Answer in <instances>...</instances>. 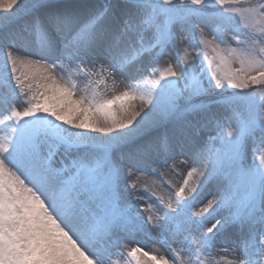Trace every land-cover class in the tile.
Segmentation results:
<instances>
[{"label": "snow or ice", "instance_id": "1", "mask_svg": "<svg viewBox=\"0 0 264 264\" xmlns=\"http://www.w3.org/2000/svg\"><path fill=\"white\" fill-rule=\"evenodd\" d=\"M0 65V264H264V0H0Z\"/></svg>", "mask_w": 264, "mask_h": 264}, {"label": "rangeland", "instance_id": "2", "mask_svg": "<svg viewBox=\"0 0 264 264\" xmlns=\"http://www.w3.org/2000/svg\"><path fill=\"white\" fill-rule=\"evenodd\" d=\"M97 3H102L103 0H96ZM5 69L3 68L2 65H0V71H4ZM10 72V67L7 69ZM121 78H117V85L115 86L116 89H122L123 88V84L119 83V80ZM109 84H111V82L109 81ZM78 87H83L82 84H78ZM103 87V86H101ZM231 91V90H229ZM110 94V93H109ZM184 161H187V163H183ZM183 163V166H181V164ZM169 166L175 165L177 171L186 174L187 170L189 167L192 166V159L189 158V155H179L177 156L176 160H170L168 162ZM163 165H156V171L159 172L161 170H163ZM142 176V180L146 182V187L142 186L140 188V194L144 197L140 207H147L150 204H155L156 201V196L152 195V192H155L157 195H167V192L165 191V189L167 188V184L164 185V187H161L160 185V177L157 175H152L151 174V170H149L148 172H145L143 174H141ZM163 179L165 181H171L172 183H177L179 181L182 180V177H178L177 175H175L172 172H169L166 176L163 177ZM211 199V195H206L204 197V199L201 202H198L195 206L194 210H198L199 207L202 206V204L207 203V200ZM143 215L145 216V218L147 217V212H144ZM149 227H151V225H149ZM137 240H142L145 245H146V250L147 249H152L153 247L156 248H160L161 252H164V249L160 247V245L158 244H153L149 238L147 236L144 235H140L136 237ZM237 240V236L234 234H229V236L227 237V239H222L218 242L217 244V248L220 247H231L234 243V241ZM131 246H135V245H130Z\"/></svg>", "mask_w": 264, "mask_h": 264}]
</instances>
